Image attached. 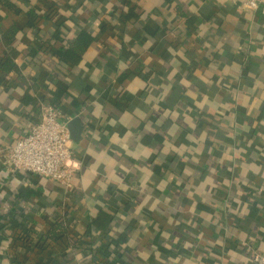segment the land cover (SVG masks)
<instances>
[{
	"label": "crops",
	"instance_id": "obj_1",
	"mask_svg": "<svg viewBox=\"0 0 264 264\" xmlns=\"http://www.w3.org/2000/svg\"><path fill=\"white\" fill-rule=\"evenodd\" d=\"M13 1L18 10L0 4V58L15 64L0 83V190L18 218L0 239L24 222L33 245L6 244L0 264H87V248L105 264H254L264 253V7L132 0L120 29L118 12L102 19L119 0H78L66 4L76 20L65 40L31 26L27 11L44 21V1ZM13 24L26 34L9 49ZM41 36L70 53L45 61ZM41 103L81 120L70 187L2 165Z\"/></svg>",
	"mask_w": 264,
	"mask_h": 264
},
{
	"label": "built area",
	"instance_id": "obj_2",
	"mask_svg": "<svg viewBox=\"0 0 264 264\" xmlns=\"http://www.w3.org/2000/svg\"><path fill=\"white\" fill-rule=\"evenodd\" d=\"M233 1L250 11L264 7V0ZM68 120L56 105L41 103L39 120L6 147L1 160L5 171L33 173L70 187L75 167ZM254 262L264 264V253H256Z\"/></svg>",
	"mask_w": 264,
	"mask_h": 264
},
{
	"label": "trees",
	"instance_id": "obj_3",
	"mask_svg": "<svg viewBox=\"0 0 264 264\" xmlns=\"http://www.w3.org/2000/svg\"><path fill=\"white\" fill-rule=\"evenodd\" d=\"M42 1H44L43 6L45 9L44 10L45 20L41 22L42 18L37 13L33 12L32 10H28L27 14L29 18L31 19V26L36 25V29H39V27H41L44 30V32H47L51 27H53L56 29V32H54L55 37L60 38V35L62 34V38L66 40L67 34L60 33L62 32L61 29L64 27V24H67L69 18L73 21L76 20L71 14L69 15L65 12L66 4L72 2L75 6H77V8L78 7L81 8L83 7L82 2L78 0H42ZM13 2H14L13 0H0V4L12 10H18V8H16L18 7V5ZM128 7L131 10L132 8L134 9L135 6L133 7L132 0H119V4L117 5V7H115V10L106 12V14H104L102 19H104L107 22L116 21L115 19L112 18V16L115 15V12H118L120 15H119L118 21H116L117 26L120 29H124L125 22L128 19V15H126L123 10L127 9ZM260 8H263V6ZM40 10L43 11L42 8H39V11ZM79 16H81V14ZM44 28H47V29H44ZM21 34L22 35L26 34V29H20L16 24H13L11 27L7 29V31L3 34V40L7 44L9 49H16L17 45L15 46L11 42L16 40L17 37H19ZM71 46H72L71 50L76 51L80 55L86 49L85 45H82L80 42L76 40L73 42V45ZM36 48H37V51L44 57L45 61L53 57H55L56 59H59L61 55H68L70 53V48L66 51L63 50L62 48H60L59 50H56L54 47V43L50 39L43 38L42 36H41V39L39 40V45ZM14 65L15 64L13 62V59L9 54H5L2 58H0V73H1L0 83H4L9 80L8 75L11 71H13ZM37 177H38L37 178L38 181H40L42 178H45L41 176H37ZM3 179L4 178L0 176V183L5 181ZM6 183H10V182L6 181ZM2 193L3 192L0 190V225H2V228L11 230L10 228L11 223L12 221L18 218V214L15 213L11 208L6 206L5 202L3 203V199L5 197L2 196ZM18 225L20 226L22 225L21 229L23 230V232H21L20 234L13 235L12 238L9 240L0 239V263L6 262V260L4 259L6 256H4L2 253V250H4V247L6 246V244H9V245L12 244L14 248L16 247L15 243H19L25 246L26 248L33 245L32 243H30L31 239L33 238V234L28 229V226H27L28 224L23 222V223H18ZM63 231L64 230L62 226L56 223L54 224V226L51 227L48 233V236L53 240H57L58 235H60ZM111 243L113 244L116 242H111ZM40 245H41L40 242H38L36 247L40 248ZM98 250L99 249L97 248V251ZM86 251L88 253L87 256L85 257V260L88 262L87 264H105L107 262L105 261L104 258L98 255L95 249L87 248ZM15 261H16L15 258H13V261H11L12 264H14Z\"/></svg>",
	"mask_w": 264,
	"mask_h": 264
},
{
	"label": "water",
	"instance_id": "obj_4",
	"mask_svg": "<svg viewBox=\"0 0 264 264\" xmlns=\"http://www.w3.org/2000/svg\"><path fill=\"white\" fill-rule=\"evenodd\" d=\"M70 132V138L74 141H79L81 138L82 124L79 117H75L67 124Z\"/></svg>",
	"mask_w": 264,
	"mask_h": 264
}]
</instances>
